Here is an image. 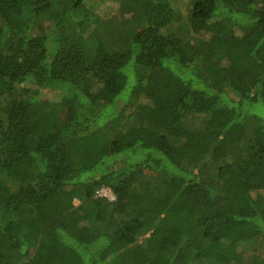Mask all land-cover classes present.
<instances>
[{
	"label": "trees",
	"instance_id": "trees-1",
	"mask_svg": "<svg viewBox=\"0 0 264 264\" xmlns=\"http://www.w3.org/2000/svg\"><path fill=\"white\" fill-rule=\"evenodd\" d=\"M123 3L0 0V264H264V0Z\"/></svg>",
	"mask_w": 264,
	"mask_h": 264
},
{
	"label": "rangeland",
	"instance_id": "rangeland-1",
	"mask_svg": "<svg viewBox=\"0 0 264 264\" xmlns=\"http://www.w3.org/2000/svg\"><path fill=\"white\" fill-rule=\"evenodd\" d=\"M124 3H123V7L121 9V13H125L127 10H129V1L130 0H123ZM103 9H106V7L104 6ZM245 44V41L244 40H239L238 41V46L242 49L243 48V45ZM45 97L47 98H51V99H55L56 97V91L55 92H47V94L45 95ZM57 99V98H56ZM55 99V100H56ZM264 112V110H263ZM63 149L67 152V149H68V143L67 142H64L63 145H62ZM250 162L251 163H259V162H263L264 161V158H253V157H250ZM98 196H101V197H106L108 200H113L114 197L111 193V191L109 189H104L102 188L99 192H98ZM76 203V202H75ZM192 210H196L197 208V204L196 202H194V200L192 201ZM32 258V257H31ZM249 258L248 255H244V259H243V263L242 264H246L248 261L247 259ZM218 260H220V257H217Z\"/></svg>",
	"mask_w": 264,
	"mask_h": 264
}]
</instances>
